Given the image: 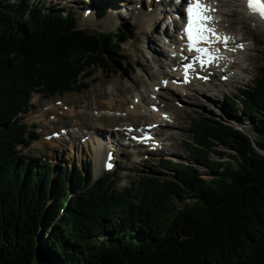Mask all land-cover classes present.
Instances as JSON below:
<instances>
[{
    "label": "trees",
    "instance_id": "16d2710c",
    "mask_svg": "<svg viewBox=\"0 0 264 264\" xmlns=\"http://www.w3.org/2000/svg\"><path fill=\"white\" fill-rule=\"evenodd\" d=\"M128 39L81 30L71 11L0 3V264H264V67L240 90L242 107L228 104L248 133L195 118L188 165L154 166L174 177L139 176L119 190L117 172L96 180L91 165L64 164L55 175L19 149L38 139L19 118L33 96L81 94L94 69L116 74L112 57Z\"/></svg>",
    "mask_w": 264,
    "mask_h": 264
},
{
    "label": "rangeland",
    "instance_id": "374dc122",
    "mask_svg": "<svg viewBox=\"0 0 264 264\" xmlns=\"http://www.w3.org/2000/svg\"><path fill=\"white\" fill-rule=\"evenodd\" d=\"M95 1L98 4L102 0ZM149 2V7L154 6L153 8H156L159 6L155 0H149ZM0 3L3 5L23 3L48 8L56 7L66 12L70 10L78 17V28L81 30L89 33L123 32L130 38L120 43V52L117 56L112 57L120 64L119 67H116V74L94 69V75L84 80L88 84V89L81 94L68 93L63 97L57 96L50 99L35 94L31 101L32 108L20 116L23 124L37 134L38 139H33L28 148L19 147V149L31 161L36 162V165H42L38 162L40 160H47L53 167L55 175H58L59 167H63L64 164L69 170L79 169L87 164L94 168L96 179L101 177L106 172L101 169L102 165L97 160L93 148L90 147V140L88 137L84 138L85 134L82 131L88 132L87 130L93 131L97 128L103 132H96L97 136L110 143V140L113 139L111 131L115 132L116 130H112L115 127L119 129L117 131H121V127H126L123 126L124 124H130L132 127L139 126L140 122L142 124L151 123L149 118L140 119L131 116L127 121L125 118H122L124 120L118 119L116 115L118 113L117 108L122 114L126 111L125 109L132 105V100L133 102L137 100L135 99L136 94L147 96L152 91L154 84H157L156 87H160V65L164 64V71H167L168 56L164 53L166 45L159 40L158 34L163 30L165 23L160 27L157 21L155 27L144 26L141 28V21L139 22L132 16V7L128 6L129 11L120 12L116 8L117 5L110 4L109 7L99 5L92 10L90 7L82 5L85 4V0L79 2L75 0L70 2L64 0H0ZM218 4L221 6L218 16L221 28L236 33L247 45V50L243 53L244 59L240 61L246 62L242 65V69L237 70L235 69L236 66L232 69L233 74L227 75L229 81L226 83L221 81L222 78L219 75L210 86L199 85L197 91L191 87L186 88L183 93L179 94L180 97L177 100L173 99L174 96H171L169 91L163 92V99H159L160 102H163L161 111L170 112L175 117L174 124L172 123L171 126L162 130L164 136H167L164 139L166 154L159 152L140 155V149L121 145L122 147L118 148L119 165L116 169L119 190L129 186L130 182L138 179L139 176H156L161 179L174 177L176 174L170 167L154 168V165L159 164L162 159L187 166L193 157L189 146L197 136L193 125V120L197 117L227 120L247 133L248 129L251 128L252 124L247 117L240 115L237 119H233L230 116L228 104L231 99L242 107L239 102V95L242 94L240 90L253 87L255 81L260 77V70L264 67V24H259L253 18L249 19V15L243 9L245 6L243 0H220ZM231 8L238 15L229 16L226 14ZM105 9L107 14L103 16ZM87 10L92 14L98 10V13L95 18L90 20V17L87 16ZM102 16L103 18H100ZM145 18L148 19V17ZM143 22H145L144 19ZM149 46L152 47L149 48ZM154 54L157 58L156 62L152 61ZM130 65L133 66V69L129 67ZM204 91L209 92L211 98L204 95L202 93ZM114 101L116 102L115 109L110 107ZM151 102H153L151 98L145 100L146 110H148L147 106ZM71 108L74 109V112L68 114ZM63 129L68 131L69 136L63 135L66 137L47 139V136ZM114 135L117 137L123 134L120 132ZM57 140L58 142H54ZM118 142L120 143V141ZM214 150L226 154L223 161L231 160L230 155L232 156L233 153L223 148L219 149L217 145ZM260 153L264 156L263 151ZM214 159L218 158L214 156ZM201 171L208 180L215 177L207 169L201 168ZM71 198H74V194L71 195ZM42 244L41 247H43Z\"/></svg>",
    "mask_w": 264,
    "mask_h": 264
},
{
    "label": "bare ground",
    "instance_id": "6f19581e",
    "mask_svg": "<svg viewBox=\"0 0 264 264\" xmlns=\"http://www.w3.org/2000/svg\"><path fill=\"white\" fill-rule=\"evenodd\" d=\"M64 1H66V2H68V1H71V0H64ZM76 2H79V1H81V0H75ZM87 3H85V4H82V5H86L87 7H90L92 10H94L95 8H97L99 5H102V6H104V7H109L110 6V4H114V5H117V7L116 8H118L119 10H120V12H122V11H125L126 10V8H127V4L125 3V2H117L116 0H102V1H100L98 4H97V2L95 1V0H93V2H92V0H85ZM98 1V0H97ZM237 1V0H236ZM217 2H218V0H216V3H215V8H218V5H217ZM41 3V2H40ZM121 4V5H120ZM139 4H141V1L140 0H137L133 5H130V7H132V16L136 19V20H138L140 23H141V28H144V26H146V27H155L156 25H157V21L159 20V19H161V17H158V18H156L155 16H154V14L153 13H151V14H146L144 11H143V9H141V10H139L138 9V5ZM147 6L149 7V1L147 0ZM228 5V4H227ZM238 5V4H237ZM37 6V5H36ZM119 6V7H118ZM121 7V8H120ZM158 7H160V6H158ZM158 7H156V8H158ZM233 7V6H232ZM46 8H48V7H46ZM156 8H154V12L156 11ZM243 9L244 10H246V12H247V14H249V15H252V16H249V19H254L256 22H258L259 24H264V21H261V19L258 17V16H256V15H253V14H251L249 11H248V9H247V6H246V4H245V6H243ZM100 10V9H99ZM106 10V9H105ZM128 10H130V9H128ZM97 13H98V10L97 11H95V12H93V14H92V12H89V13H87V16H89L90 18V20L91 19H93V18H95L96 17V15H97ZM107 14V13H106ZM144 14L146 15L145 17H148V19L147 18H145L144 17ZM226 14H228L229 16H236V14L238 15V13H236V11L235 10H232V8H231V10H228L227 11V13ZM238 17V16H237ZM103 18V17H102ZM166 18V17H165ZM143 19H144V21L145 22H143ZM169 19V18H168ZM237 19V18H236ZM239 19V18H238ZM176 26L177 25V23H176V19H174V22H172L171 23V27L172 26ZM235 28V27H234ZM241 30V29H240ZM158 38H159V40H161V41H163V39H165V35H164V33L161 31V33L160 34H158ZM239 40V42H237V44L236 45H233V46H231L230 47V49H229V51L226 53V55H227V58L229 59V64H233V63H236L237 62V70H239V69H242V65L246 62V61H244V62H240L241 60H243L244 59V55H243V53H244V51L242 50L243 48H241V47H239V45H241V44H243V45H246V43L243 41V40H241V39H238ZM150 47H152V46H149V48ZM236 48H238V51L236 52V53H234V50L236 49ZM245 50H247L246 48H245ZM152 61L153 62H156L157 61V58H156V55L154 54V56H153V58H152ZM160 74L162 75V76H164V78L165 79H167L168 78V73L166 72V71H161L160 72ZM228 74H232V72H228ZM161 75H160V77H159V80H161ZM222 75H225V74H222ZM222 75L220 76V77H222ZM209 86L211 85V84H208ZM153 86V85H152ZM157 86V84H154V86L152 87V91H150L149 92V94H147V96H144V95H142V94H140V95H138V94H136L135 95V98L136 97H139V100L137 99V100H135V102H133V100H132V105L129 107V108H127V109H125L126 111L124 112V113H122V114H120L119 113V110H118V108H117V111H118V113H117V115H116V117L119 119V118H121V120H124V119H122V118H125V119H127V121L130 119V117L132 116V117H134V118H136V117H140L141 115H143V114H146L147 116H148V118H149V120H151V123H149V124H142V122H140V124H139V127H141V125H152V124H156V123H158V122H162V127L163 128H167V127H169V126H171L169 123L170 122H168V121H165V120H163L162 119V115L163 114H165V113H167V114H169V119L168 120H173V118L175 119V117L173 116V114L171 113H168V112H165V111H159L158 112V114H154V113H151L149 110H146V106H145V100H150V98L152 99V100H154V101H156V102H158L159 100H158V98L161 96V98L163 99V96H164V93L162 92L161 93V95L160 94H156L155 93V91H153L154 90V88ZM160 86H161V89H163V84H160ZM128 89V88H127ZM182 91H185V89L184 90H182ZM165 92V91H164ZM202 93H204V95H210L209 94V92H202ZM121 94V93H120ZM176 95V94H175ZM171 96H173V94H171ZM210 98H211V96H209ZM173 99L174 100H177V99H179V97H173ZM156 102H151L147 107L148 108H150V106L151 105H155V103ZM97 104V103H96ZM115 105H116V102L114 101V103L112 104V105H110V107L111 108H113V109H115L114 107H115ZM117 107V106H116ZM127 107V106H126ZM161 107H162V105H161ZM96 109V108H95ZM120 109V108H119ZM71 112L73 113L74 112V109H72L71 108V110H70V112L68 113V114H71ZM122 112V111H121ZM180 113V112H179ZM91 115V114H90ZM86 119V118H85ZM88 119V118H87ZM124 122V121H123ZM94 124V123H93ZM111 124V123H110ZM123 126H126V127H131V125L130 124H124ZM126 127H121L122 129L123 128H126ZM112 129V128H111ZM112 130H116L115 128H113ZM96 132H101V133H103L102 131H99V130H97V128L96 129H94L93 131L91 130V131H89V133H87L85 136L87 137V136H89V139L91 140V143H92V140H94V142H95V145H100L101 143H104V144H106L108 147H110L111 149H112V151H114L115 152V150H117L118 148H120V147H122L121 145H119V143L116 145L115 144V142H113V140H115V139H117V138H121V137H123L124 135H125V133L123 132V131H121V133L123 134V135H118L117 137H115V135L114 134H118L119 132H113V131H111V133L113 134V139H111L110 140V143L108 142V141H106L105 139H103L102 137H98L97 136V134H96ZM82 133H84V131H82ZM101 133H99V134H101ZM68 136H69V134H68ZM108 136H111V135H108ZM64 137V136H63ZM62 137V138H63ZM54 142H58V140L57 141H54ZM114 143V145H112ZM81 144V143H80ZM94 148L95 149H98L97 151H96V156H97V160H100V161H102V160H104L105 159V153L103 152V151H105L106 152V148H104V149H102V147H98V146H94ZM163 150V152H165L166 150H165V148H163L162 149ZM97 164V163H96ZM98 165V164H97ZM102 169V168H101ZM96 170H97V166H96Z\"/></svg>",
    "mask_w": 264,
    "mask_h": 264
},
{
    "label": "snow or ice",
    "instance_id": "6c2138e0",
    "mask_svg": "<svg viewBox=\"0 0 264 264\" xmlns=\"http://www.w3.org/2000/svg\"><path fill=\"white\" fill-rule=\"evenodd\" d=\"M248 11L264 21V0H246ZM215 9L210 8L206 0H185V26L181 30V38L186 41L188 52H194L192 62L184 66V71L194 70L198 64L201 68L216 60L221 59L218 51H213L207 45L223 43L227 45L231 37L216 32L215 23L211 13ZM243 48L245 45L241 44ZM188 59V57H184Z\"/></svg>",
    "mask_w": 264,
    "mask_h": 264
}]
</instances>
